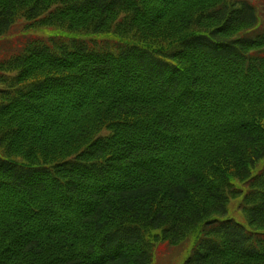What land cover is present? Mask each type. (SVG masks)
<instances>
[{
    "label": "trees",
    "instance_id": "obj_1",
    "mask_svg": "<svg viewBox=\"0 0 264 264\" xmlns=\"http://www.w3.org/2000/svg\"><path fill=\"white\" fill-rule=\"evenodd\" d=\"M18 20L58 32L0 61V264H152L191 237L184 264H264L253 4L0 0V36Z\"/></svg>",
    "mask_w": 264,
    "mask_h": 264
},
{
    "label": "rangeland",
    "instance_id": "obj_2",
    "mask_svg": "<svg viewBox=\"0 0 264 264\" xmlns=\"http://www.w3.org/2000/svg\"><path fill=\"white\" fill-rule=\"evenodd\" d=\"M247 1L253 4L256 8L260 26L255 30H260L261 25L264 23V0ZM57 32L58 31L56 29L49 27H41L37 29L27 28L26 23L23 20H18L5 35L0 36V61L14 56V54L24 47L26 42L36 38L46 39L53 34H57ZM87 38L113 40L114 36L104 35L98 37L91 36ZM228 209L230 216H233V218H236L241 223H244V217L239 211L236 200L230 202ZM193 241H195V237L189 238V240L184 241L180 246L158 243L153 249L154 257L152 264H184L194 246Z\"/></svg>",
    "mask_w": 264,
    "mask_h": 264
}]
</instances>
